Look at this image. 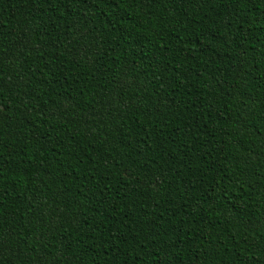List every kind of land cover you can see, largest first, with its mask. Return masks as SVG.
<instances>
[{
	"label": "trees",
	"instance_id": "16d2710c",
	"mask_svg": "<svg viewBox=\"0 0 264 264\" xmlns=\"http://www.w3.org/2000/svg\"><path fill=\"white\" fill-rule=\"evenodd\" d=\"M0 264H264V0H0Z\"/></svg>",
	"mask_w": 264,
	"mask_h": 264
}]
</instances>
